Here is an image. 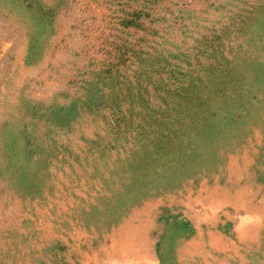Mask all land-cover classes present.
Listing matches in <instances>:
<instances>
[{
    "label": "rangeland",
    "instance_id": "1",
    "mask_svg": "<svg viewBox=\"0 0 264 264\" xmlns=\"http://www.w3.org/2000/svg\"><path fill=\"white\" fill-rule=\"evenodd\" d=\"M0 264H264V0H0Z\"/></svg>",
    "mask_w": 264,
    "mask_h": 264
}]
</instances>
